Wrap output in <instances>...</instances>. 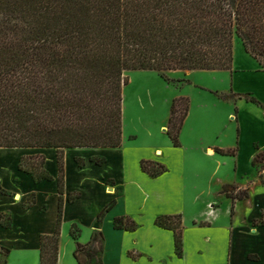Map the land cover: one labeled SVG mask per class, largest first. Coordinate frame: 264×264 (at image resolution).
Instances as JSON below:
<instances>
[{
	"label": "trees",
	"instance_id": "obj_1",
	"mask_svg": "<svg viewBox=\"0 0 264 264\" xmlns=\"http://www.w3.org/2000/svg\"><path fill=\"white\" fill-rule=\"evenodd\" d=\"M236 38L264 69V0H0V147L56 150V223L52 233L40 235V264H58L65 149L121 145L124 73L153 70L169 81L167 72L174 70H231ZM247 100L260 104L252 95ZM189 106L187 96L171 105L167 134L174 146ZM75 161L85 165L84 158ZM263 161L264 151H258L252 165ZM44 163L43 154L24 155L18 169L34 182L53 180ZM140 165L151 177L165 171L150 160ZM222 192L232 200L248 196L234 184ZM0 193L11 195L1 183ZM79 196L74 191L67 200ZM114 202L99 212L98 222ZM34 203L32 193L26 204ZM155 222L173 230L181 255V216L162 215ZM0 225L12 227L9 212L0 211ZM135 226L129 216L114 219L116 228ZM69 231L78 264H104L101 231L85 244L78 241L77 224ZM9 253L0 245V254Z\"/></svg>",
	"mask_w": 264,
	"mask_h": 264
},
{
	"label": "crops",
	"instance_id": "obj_2",
	"mask_svg": "<svg viewBox=\"0 0 264 264\" xmlns=\"http://www.w3.org/2000/svg\"><path fill=\"white\" fill-rule=\"evenodd\" d=\"M222 71L229 73L226 92L233 110L225 112L221 126L213 125L205 104L196 106L186 92L182 95L190 98V106L178 146L167 134L169 114L159 124V135L146 129L151 139L137 142V135L126 134L122 125L118 147L65 149L58 264H78L73 254L76 241L69 231L72 223L81 229L79 241L83 244L95 230L101 231L104 264H264V178L252 165L255 154L264 151L260 138L264 136V69L236 38L232 69ZM251 95L260 104L248 101ZM230 116L231 126L225 122ZM224 137L229 140L223 141ZM217 149L233 154H221ZM24 154H43L44 167L54 179L34 182L30 174L20 171L18 163ZM76 157L84 158L85 165L78 166ZM93 157L104 162L90 161ZM141 160L160 163L165 171L151 177L142 170ZM224 160L231 161L233 168L220 177L217 169ZM214 161L216 166H212ZM57 173L54 148L0 147V183L11 192L0 193V211L12 216L11 228L0 225L1 246L8 243L2 239L5 237L39 252L40 235L52 233L56 223ZM228 184L247 189L248 196L226 197L222 190ZM74 191L80 196L70 202L68 195ZM32 193L35 203L27 205ZM113 201L98 222L99 212ZM162 215L181 216V255L175 251L173 230L155 222ZM119 216L132 218L135 228L114 227ZM96 222L98 228L93 226Z\"/></svg>",
	"mask_w": 264,
	"mask_h": 264
},
{
	"label": "rangeland",
	"instance_id": "obj_3",
	"mask_svg": "<svg viewBox=\"0 0 264 264\" xmlns=\"http://www.w3.org/2000/svg\"><path fill=\"white\" fill-rule=\"evenodd\" d=\"M167 74L169 81L153 70H130L124 73L127 82L122 87V125L126 134H136L137 142L143 141L144 138L151 139L147 137L148 130L146 129L149 128L150 133L154 132V135L158 134L159 124L171 113L173 101L186 96L182 95L186 92L193 96L196 106L205 104V108L210 111L213 125H223L225 114H227L225 112L233 110V105L228 102L231 100L229 93L226 92L230 88L228 72L193 70L190 73L174 71L167 72ZM228 118L225 122L231 126V116ZM166 122L168 126V121ZM224 138L222 140L225 142L229 140ZM260 138L264 141L263 135ZM192 152L196 154L195 150ZM223 162L217 169L220 177L226 176L233 168L231 161L224 160ZM216 163L212 162V166H216ZM256 169L260 177L264 178V161L257 163ZM2 239L10 243L4 246L10 248L13 246V248L7 256L0 254V264H3L4 260L6 264H40L37 250L22 248L15 239L14 241L5 237Z\"/></svg>",
	"mask_w": 264,
	"mask_h": 264
},
{
	"label": "water",
	"instance_id": "obj_4",
	"mask_svg": "<svg viewBox=\"0 0 264 264\" xmlns=\"http://www.w3.org/2000/svg\"><path fill=\"white\" fill-rule=\"evenodd\" d=\"M94 228H98V222L94 223Z\"/></svg>",
	"mask_w": 264,
	"mask_h": 264
}]
</instances>
